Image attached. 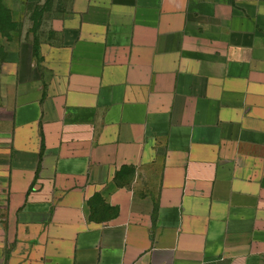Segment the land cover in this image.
<instances>
[{"label": "crops", "instance_id": "crops-1", "mask_svg": "<svg viewBox=\"0 0 264 264\" xmlns=\"http://www.w3.org/2000/svg\"><path fill=\"white\" fill-rule=\"evenodd\" d=\"M0 58V264H264V0H72Z\"/></svg>", "mask_w": 264, "mask_h": 264}, {"label": "rangeland", "instance_id": "rangeland-1", "mask_svg": "<svg viewBox=\"0 0 264 264\" xmlns=\"http://www.w3.org/2000/svg\"><path fill=\"white\" fill-rule=\"evenodd\" d=\"M72 0H0V58L5 48L27 38L50 36L51 21L66 14Z\"/></svg>", "mask_w": 264, "mask_h": 264}]
</instances>
